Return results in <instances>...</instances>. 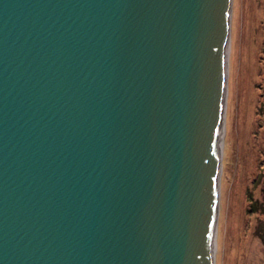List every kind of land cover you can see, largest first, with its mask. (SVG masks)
<instances>
[{
    "label": "water",
    "instance_id": "1",
    "mask_svg": "<svg viewBox=\"0 0 264 264\" xmlns=\"http://www.w3.org/2000/svg\"><path fill=\"white\" fill-rule=\"evenodd\" d=\"M229 17L0 0V264H210Z\"/></svg>",
    "mask_w": 264,
    "mask_h": 264
},
{
    "label": "rangeland",
    "instance_id": "2",
    "mask_svg": "<svg viewBox=\"0 0 264 264\" xmlns=\"http://www.w3.org/2000/svg\"><path fill=\"white\" fill-rule=\"evenodd\" d=\"M214 264H264V0H232Z\"/></svg>",
    "mask_w": 264,
    "mask_h": 264
},
{
    "label": "bare ground",
    "instance_id": "3",
    "mask_svg": "<svg viewBox=\"0 0 264 264\" xmlns=\"http://www.w3.org/2000/svg\"><path fill=\"white\" fill-rule=\"evenodd\" d=\"M231 1L228 0V9L231 17ZM229 17V21H230ZM229 38H230V29L228 31V36L226 39V44H225V52H224V66H223V71H224V85L222 89V108H221V113H220V118H219V131L217 134V139H218V144L216 146V176H220L221 172V158H222V140H223V133H224V122H225V106H226V81H227V69H228V52H229ZM217 217H218V206L216 205V210L214 214V218L212 221V238H211V248L210 254H209V262L210 264H214V256L216 253V241H215V233H216V222H217ZM211 255V257H210Z\"/></svg>",
    "mask_w": 264,
    "mask_h": 264
},
{
    "label": "trees",
    "instance_id": "4",
    "mask_svg": "<svg viewBox=\"0 0 264 264\" xmlns=\"http://www.w3.org/2000/svg\"><path fill=\"white\" fill-rule=\"evenodd\" d=\"M264 214V213H263ZM262 239L264 240V235L262 236Z\"/></svg>",
    "mask_w": 264,
    "mask_h": 264
}]
</instances>
